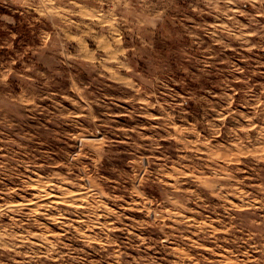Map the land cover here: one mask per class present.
Masks as SVG:
<instances>
[{
  "label": "rangeland",
  "instance_id": "374dc122",
  "mask_svg": "<svg viewBox=\"0 0 264 264\" xmlns=\"http://www.w3.org/2000/svg\"><path fill=\"white\" fill-rule=\"evenodd\" d=\"M201 7L169 36L180 71L145 96L120 82L147 62L130 28L116 36L79 8L71 23H37L24 3L0 0V44H12L0 48L2 90L24 121L0 117V241L16 246L0 248L4 264H264V119L251 118L264 108V40L245 17ZM193 124L198 135L178 131ZM103 139L119 142L114 166L96 163ZM140 158L163 172L158 183L134 179Z\"/></svg>",
  "mask_w": 264,
  "mask_h": 264
},
{
  "label": "clouds",
  "instance_id": "9594fccd",
  "mask_svg": "<svg viewBox=\"0 0 264 264\" xmlns=\"http://www.w3.org/2000/svg\"><path fill=\"white\" fill-rule=\"evenodd\" d=\"M5 2H8V0H5ZM18 2L24 3L27 9H31L38 14L34 18L37 23L41 22V17L45 20L58 17V23H71L68 17L76 15L75 9L79 8L80 14L99 18L102 23L106 22L107 28L116 36L119 35V31L122 29L127 34V29L130 28L132 30L133 41L136 40L138 35L148 45V47H144V44L140 45L147 62L143 67L132 72V78H125L120 82L132 88L133 92H136L138 95L143 93L145 96L149 94L155 96L160 94L162 90L168 89V86L172 82L170 77L180 71L178 65L182 60L181 57L175 54L173 50L175 42L170 40L169 36L172 33L179 32L183 28V22L190 14H201L204 10L201 5L223 12L225 15L235 12L236 16L245 17L248 20L246 27L251 30V34L264 40V23H261L260 19H258V17L264 18V0H79V3H77V0H11L13 4ZM249 6L254 11H249ZM229 18L232 19L236 30L242 32L245 26H241L235 17ZM12 22L14 23V21ZM90 32L91 29H89ZM5 47L11 49L12 44L8 42L0 44V48ZM119 54L123 55V52L121 51ZM94 62L103 66V60H96ZM119 66L123 67L124 64L120 63ZM29 71L33 72L37 80L40 79L39 73L41 68L30 67ZM43 71L48 72L52 80L56 79L55 67L45 68ZM60 71L65 72L64 69H60ZM137 72L142 73V76L137 84H133V78H136ZM188 78L195 79V77ZM44 80L48 83L52 82V80H48V77H44ZM24 81L22 90L31 89L35 83V81L30 82V77L28 76L24 77ZM202 84V80L197 82V90H199ZM7 87L6 82L0 79V96H3V99L0 100V117L11 116V119L17 120V117L21 115L23 105L20 99L11 93L10 89L7 94L3 93L2 89ZM30 98L34 101L37 97L33 96ZM135 99L134 97L133 103H135ZM188 99H194V97H185L184 103H187ZM148 106L152 107V105ZM35 107V104H33V111H35ZM168 107L176 111L175 104ZM186 115L181 109L177 112L176 116L166 115L164 119L170 126L174 119L186 118ZM192 115L195 119L196 113H192ZM257 116L264 119V108H260L251 118L256 119ZM95 119L94 116L89 115V120ZM3 122L0 119V123ZM17 123L23 124L24 121L17 120ZM96 127H99V125ZM195 127L196 125L193 124L191 128L178 131H182L185 134L191 131L193 135H198L195 132ZM208 127L212 129L211 135L213 136L219 131L214 122H210ZM237 140H239L238 137ZM117 143L119 142L108 139L93 142L91 146L95 149L97 165H100L102 160L107 158V164L114 166L112 161L115 154L112 152V148ZM185 143H187L186 140ZM155 145L156 142L154 141L153 150H155ZM105 146H108L109 150L107 152L104 151ZM136 147L139 148L138 145ZM141 162L142 158L136 161L138 175L134 179L136 181L142 180L144 184L158 183L161 180L163 172L161 171L158 174L148 173L144 167L139 166ZM153 175H155V179L152 178ZM177 179L179 180V177ZM0 248L12 253H15L16 250L15 245L3 241H0ZM3 254L0 253V255ZM12 258L7 257V259ZM0 264H4V261L0 260Z\"/></svg>",
  "mask_w": 264,
  "mask_h": 264
}]
</instances>
